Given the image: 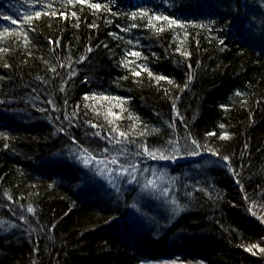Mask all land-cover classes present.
<instances>
[{"label": "trees", "instance_id": "16d2710c", "mask_svg": "<svg viewBox=\"0 0 264 264\" xmlns=\"http://www.w3.org/2000/svg\"><path fill=\"white\" fill-rule=\"evenodd\" d=\"M261 249L264 0H0V264Z\"/></svg>", "mask_w": 264, "mask_h": 264}, {"label": "snow or ice", "instance_id": "6c2138e0", "mask_svg": "<svg viewBox=\"0 0 264 264\" xmlns=\"http://www.w3.org/2000/svg\"><path fill=\"white\" fill-rule=\"evenodd\" d=\"M96 7H99V5H96ZM38 17H39V13H37V18ZM4 19H9V17H4ZM156 19H161V17H156ZM163 19H167V17H163ZM11 23L15 24V23H17V20L12 19ZM171 23L174 24L175 21L173 20V21H171ZM133 55H138V53H134ZM136 74L139 75V73H136ZM161 79H163V77H161ZM86 163H87V161H86ZM29 211H31V209H29ZM253 247H255V246H253ZM247 250L250 251L251 249H247ZM261 251H264V249H261ZM253 254H255V253H253Z\"/></svg>", "mask_w": 264, "mask_h": 264}, {"label": "rangeland", "instance_id": "374dc122", "mask_svg": "<svg viewBox=\"0 0 264 264\" xmlns=\"http://www.w3.org/2000/svg\"><path fill=\"white\" fill-rule=\"evenodd\" d=\"M150 264V263H148ZM151 264H200L198 262L196 263H191V262H179V261H174V262H156V263H151Z\"/></svg>", "mask_w": 264, "mask_h": 264}]
</instances>
